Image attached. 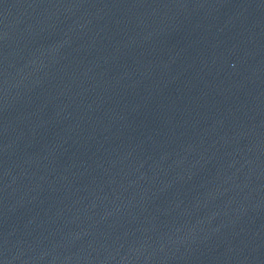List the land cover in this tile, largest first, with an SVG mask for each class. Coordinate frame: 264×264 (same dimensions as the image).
<instances>
[{
	"label": "water",
	"instance_id": "water-1",
	"mask_svg": "<svg viewBox=\"0 0 264 264\" xmlns=\"http://www.w3.org/2000/svg\"><path fill=\"white\" fill-rule=\"evenodd\" d=\"M0 264H264V0H0Z\"/></svg>",
	"mask_w": 264,
	"mask_h": 264
}]
</instances>
